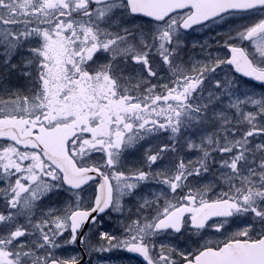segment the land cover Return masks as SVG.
Wrapping results in <instances>:
<instances>
[{
  "label": "snow or ice",
  "instance_id": "snow-or-ice-1",
  "mask_svg": "<svg viewBox=\"0 0 264 264\" xmlns=\"http://www.w3.org/2000/svg\"><path fill=\"white\" fill-rule=\"evenodd\" d=\"M117 262L264 264V0H0V264Z\"/></svg>",
  "mask_w": 264,
  "mask_h": 264
},
{
  "label": "rangeland",
  "instance_id": "rangeland-1",
  "mask_svg": "<svg viewBox=\"0 0 264 264\" xmlns=\"http://www.w3.org/2000/svg\"><path fill=\"white\" fill-rule=\"evenodd\" d=\"M113 259H114V261L116 260V258H115V257H114ZM117 264H118V262H117Z\"/></svg>",
  "mask_w": 264,
  "mask_h": 264
}]
</instances>
